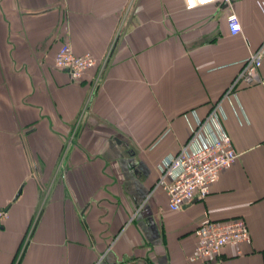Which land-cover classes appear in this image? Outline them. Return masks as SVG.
I'll return each instance as SVG.
<instances>
[{
  "label": "crops",
  "instance_id": "obj_1",
  "mask_svg": "<svg viewBox=\"0 0 264 264\" xmlns=\"http://www.w3.org/2000/svg\"><path fill=\"white\" fill-rule=\"evenodd\" d=\"M1 1L0 264H203L206 218L251 234L211 264H264V88L229 93L264 44V0ZM64 44L99 67L73 81L55 66ZM218 103L238 161L172 212L157 166Z\"/></svg>",
  "mask_w": 264,
  "mask_h": 264
},
{
  "label": "built area",
  "instance_id": "obj_2",
  "mask_svg": "<svg viewBox=\"0 0 264 264\" xmlns=\"http://www.w3.org/2000/svg\"><path fill=\"white\" fill-rule=\"evenodd\" d=\"M183 3L187 10H195L216 3L231 6L232 0H204L203 3L192 0L191 4L189 0H183ZM228 26L233 35L242 32L235 13L229 16ZM263 65L264 44L242 63L229 93L240 83L264 88V76L260 72ZM55 66L68 72L73 81L79 82L89 71L98 68L99 62L92 53L77 55L69 44H64L56 56ZM222 115L218 103L205 118L197 120L181 150L157 166L159 179L155 190L163 189L168 194L170 211H181L196 199L205 200L222 173L238 161V152L224 127ZM8 218L9 210L0 208V227ZM195 235L197 244L190 260L203 264L219 261L227 246L236 248L243 243H251V234L244 218L227 222L206 218L196 229Z\"/></svg>",
  "mask_w": 264,
  "mask_h": 264
},
{
  "label": "snow or ice",
  "instance_id": "obj_3",
  "mask_svg": "<svg viewBox=\"0 0 264 264\" xmlns=\"http://www.w3.org/2000/svg\"><path fill=\"white\" fill-rule=\"evenodd\" d=\"M201 2H204V0H201ZM192 3V0H189V4H191Z\"/></svg>",
  "mask_w": 264,
  "mask_h": 264
},
{
  "label": "rangeland",
  "instance_id": "obj_4",
  "mask_svg": "<svg viewBox=\"0 0 264 264\" xmlns=\"http://www.w3.org/2000/svg\"><path fill=\"white\" fill-rule=\"evenodd\" d=\"M2 1L0 0V5H1Z\"/></svg>",
  "mask_w": 264,
  "mask_h": 264
},
{
  "label": "clouds",
  "instance_id": "obj_5",
  "mask_svg": "<svg viewBox=\"0 0 264 264\" xmlns=\"http://www.w3.org/2000/svg\"><path fill=\"white\" fill-rule=\"evenodd\" d=\"M203 3V2H202Z\"/></svg>",
  "mask_w": 264,
  "mask_h": 264
}]
</instances>
